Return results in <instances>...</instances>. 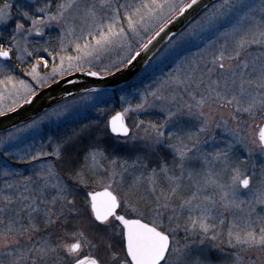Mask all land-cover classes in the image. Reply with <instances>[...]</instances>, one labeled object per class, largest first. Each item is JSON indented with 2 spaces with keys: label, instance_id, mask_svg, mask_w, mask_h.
Listing matches in <instances>:
<instances>
[{
  "label": "snow or ice",
  "instance_id": "obj_1",
  "mask_svg": "<svg viewBox=\"0 0 264 264\" xmlns=\"http://www.w3.org/2000/svg\"><path fill=\"white\" fill-rule=\"evenodd\" d=\"M201 4L0 0V122L74 72L151 81L110 118L107 89L63 88L25 126L62 131L0 140V264H264V0Z\"/></svg>",
  "mask_w": 264,
  "mask_h": 264
},
{
  "label": "rangeland",
  "instance_id": "obj_2",
  "mask_svg": "<svg viewBox=\"0 0 264 264\" xmlns=\"http://www.w3.org/2000/svg\"><path fill=\"white\" fill-rule=\"evenodd\" d=\"M216 1L215 3H217ZM212 5V4H211ZM211 5L209 7H211ZM166 48L167 44L160 50L159 55V62L161 65L164 63H167V53H166ZM192 51H195L193 48ZM74 54V53H70ZM114 55V54H113ZM107 61L105 60L104 63ZM102 64L97 65L96 67H93V70L98 71L100 67H102ZM85 67H88V65H85ZM149 66L147 65L145 68H148ZM144 68V69H145ZM41 73L44 72H50L51 68L49 67L48 69H40ZM142 73V72H141ZM16 75L18 76L19 79L26 80L29 84H32L33 87H35V84L33 81H31L30 77H27L26 75L17 72ZM159 75V73H157ZM59 78V77H58ZM3 79V76H0V80ZM150 80H144L143 84L150 83ZM143 84L139 83V77L137 76L129 85L123 87L124 91H121L120 89L118 91H111L108 90L110 95L104 96V99L108 101L107 105L105 104H98L99 107H107L109 109L108 113L106 114L108 118L111 117L115 112L121 111L122 107V101L120 100L121 96L127 95L128 99H133V94L135 92L136 88H141L143 87ZM19 87V85H17ZM9 89H11V84L7 86V88L4 85H0V92H3L4 94V102L9 103L10 102V97H9ZM39 88H37L38 90ZM77 100H79V95L76 97ZM61 103H68L69 106H72V98L67 99ZM97 103V101L93 98H89L86 101L81 102L77 107H78V112H79V117H78V124L76 126H79L80 123H87L88 120H94L99 118V113L95 110L94 107H92L93 104ZM126 106V105H125ZM47 111H50L47 110ZM45 113V112H44ZM39 115L38 117L34 119H40L43 115ZM64 121V118L61 117L60 121H57L56 117H52L50 120L46 119L43 124L40 126V128L37 129H31V128H26L25 126L31 121L16 127L14 129L9 130L6 133L0 134V140L5 138L9 132H12L16 139L13 140L14 144H19L20 147H23L25 143L31 142L33 139H36L37 141L39 140H45L48 135H54L58 131H62L64 129L65 124L62 123ZM16 129H21V131L17 132ZM69 242H72L71 239H69Z\"/></svg>",
  "mask_w": 264,
  "mask_h": 264
},
{
  "label": "water",
  "instance_id": "obj_3",
  "mask_svg": "<svg viewBox=\"0 0 264 264\" xmlns=\"http://www.w3.org/2000/svg\"><path fill=\"white\" fill-rule=\"evenodd\" d=\"M216 1L218 0H202L201 7L203 6V4H207L208 6H210ZM182 27L183 25L172 26V31L182 30ZM166 43H167L166 37L162 40L158 38V42H155L156 47L153 49V51H155L156 49H161ZM148 55L151 56L152 53H148ZM144 67H146V64H144L142 61L138 62L137 66L132 69V74L127 75L126 78L117 76V77H105L104 79H101L100 77L87 76L85 72H74L73 74L68 76L67 79H72L77 81L75 85L67 84L64 81H62L59 88L55 86L51 90L45 88L42 92L40 89H38L37 91L41 92V96L38 97V99L33 103V105H26L23 109H20L18 114H13L10 116L9 119L0 122V133L18 127L22 124H25L31 121L32 119H34L35 117H37L38 115H40L41 113L50 109L53 106V102L49 99H46L49 96L56 97V100L59 103L63 102L66 99H69L70 97H64L62 99L64 94L61 92V89L63 88H66L69 91L77 93V95H79V93L82 91L84 87H95V88H100L101 90L117 89L124 86L128 82L132 81L137 76V73H140V71ZM115 114L116 112L113 115ZM99 190L102 191V189Z\"/></svg>",
  "mask_w": 264,
  "mask_h": 264
},
{
  "label": "bare ground",
  "instance_id": "obj_4",
  "mask_svg": "<svg viewBox=\"0 0 264 264\" xmlns=\"http://www.w3.org/2000/svg\"><path fill=\"white\" fill-rule=\"evenodd\" d=\"M144 68H145V67H144ZM144 68H143V69H144ZM143 69H142V70H143ZM142 70L140 71V73L142 72ZM137 76H138V75H137ZM137 76H136V77H137ZM136 77H135V78H136ZM135 78H134V79H135ZM134 79H133V80H134ZM133 80H132V81H133ZM132 81L128 82V83H127V84H125L124 86H127V85H129V84H130ZM122 87H123V86H122ZM77 96H78V95H77ZM69 99H70V98H69ZM66 100H67V99H66ZM64 101H65V100H64Z\"/></svg>",
  "mask_w": 264,
  "mask_h": 264
},
{
  "label": "trees",
  "instance_id": "obj_5",
  "mask_svg": "<svg viewBox=\"0 0 264 264\" xmlns=\"http://www.w3.org/2000/svg\"><path fill=\"white\" fill-rule=\"evenodd\" d=\"M123 87H125V86H123ZM119 89H121V87H120V88H117V89H113V90H111V91H118ZM6 132H8V131L2 132V133H0V134L6 133Z\"/></svg>",
  "mask_w": 264,
  "mask_h": 264
},
{
  "label": "flooded vegetation",
  "instance_id": "obj_6",
  "mask_svg": "<svg viewBox=\"0 0 264 264\" xmlns=\"http://www.w3.org/2000/svg\"><path fill=\"white\" fill-rule=\"evenodd\" d=\"M97 190H99V189H97Z\"/></svg>",
  "mask_w": 264,
  "mask_h": 264
}]
</instances>
